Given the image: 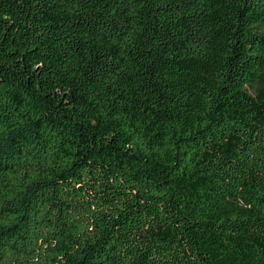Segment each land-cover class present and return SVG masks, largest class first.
<instances>
[{
  "label": "trees",
  "instance_id": "1",
  "mask_svg": "<svg viewBox=\"0 0 264 264\" xmlns=\"http://www.w3.org/2000/svg\"><path fill=\"white\" fill-rule=\"evenodd\" d=\"M40 226L39 264H264V0H0V263Z\"/></svg>",
  "mask_w": 264,
  "mask_h": 264
},
{
  "label": "rangeland",
  "instance_id": "2",
  "mask_svg": "<svg viewBox=\"0 0 264 264\" xmlns=\"http://www.w3.org/2000/svg\"><path fill=\"white\" fill-rule=\"evenodd\" d=\"M39 229L43 231L41 232L42 234L39 238L37 250H35L34 252L11 251L5 255L2 263L0 264H8L13 260L15 261V264H39V247H43L45 245L43 237L44 234L47 233V230H44L43 226H40ZM51 245L52 246L48 248L49 251L46 253V256L44 258L46 264H65V259L62 256V252L64 249H68V247H66L64 241L57 242L56 245L54 243Z\"/></svg>",
  "mask_w": 264,
  "mask_h": 264
}]
</instances>
